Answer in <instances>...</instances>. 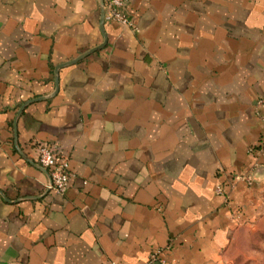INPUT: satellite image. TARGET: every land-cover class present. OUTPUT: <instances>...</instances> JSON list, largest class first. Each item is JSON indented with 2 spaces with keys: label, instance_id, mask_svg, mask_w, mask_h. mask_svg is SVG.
<instances>
[{
  "label": "crops",
  "instance_id": "crops-1",
  "mask_svg": "<svg viewBox=\"0 0 264 264\" xmlns=\"http://www.w3.org/2000/svg\"><path fill=\"white\" fill-rule=\"evenodd\" d=\"M123 11L52 95L103 42L98 0H0V264H229L264 221V0Z\"/></svg>",
  "mask_w": 264,
  "mask_h": 264
},
{
  "label": "built area",
  "instance_id": "built-area-1",
  "mask_svg": "<svg viewBox=\"0 0 264 264\" xmlns=\"http://www.w3.org/2000/svg\"><path fill=\"white\" fill-rule=\"evenodd\" d=\"M128 0H106L104 20L116 21L123 25H131L128 17L125 15L123 9ZM255 115L264 123V97H260L254 104ZM37 150V163L43 167L50 178V185L47 184V189H51L56 193L62 194L66 191L69 185V167H68V154L62 150L56 143L39 142L36 145ZM264 151V140L257 148V152ZM237 181H244L248 185L253 182V171L245 173L233 174L228 181V190L232 188ZM218 185L216 191L219 194L229 198L228 190ZM156 251L152 258H156Z\"/></svg>",
  "mask_w": 264,
  "mask_h": 264
},
{
  "label": "rangeland",
  "instance_id": "rangeland-1",
  "mask_svg": "<svg viewBox=\"0 0 264 264\" xmlns=\"http://www.w3.org/2000/svg\"><path fill=\"white\" fill-rule=\"evenodd\" d=\"M229 264H264V221L248 242L232 254Z\"/></svg>",
  "mask_w": 264,
  "mask_h": 264
},
{
  "label": "water",
  "instance_id": "water-1",
  "mask_svg": "<svg viewBox=\"0 0 264 264\" xmlns=\"http://www.w3.org/2000/svg\"><path fill=\"white\" fill-rule=\"evenodd\" d=\"M99 2V8H100V16H99V28H100V31L103 35V42L89 50H87L86 52L80 54L79 56H77L76 58H73L71 60H67L65 62H62V63H59L57 64L55 67H54V70H53V75H54V85H55V88H54V91L52 93L55 94L57 91H58V87H59V84H58V72H59V69H61L62 67H65V66H68V65H72L74 63H76L77 61H79L80 59L84 58L85 56H87L89 53L91 52H94L95 50L97 49H100L101 47H103L106 43V36H105V32H104V29H103V22H104V13H105V4H104V1L103 0H98ZM38 99H41V98H35V99H32V100H29L28 102H26L25 104H23L19 111L17 112V115L20 114V112L22 111V109L24 108L25 105H27V103H30L34 100H38ZM48 183L50 185L51 181H50V178L48 180Z\"/></svg>",
  "mask_w": 264,
  "mask_h": 264
}]
</instances>
